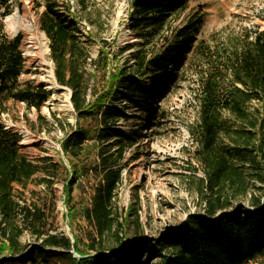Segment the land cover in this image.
Wrapping results in <instances>:
<instances>
[{"label": "trees", "instance_id": "16d2710c", "mask_svg": "<svg viewBox=\"0 0 264 264\" xmlns=\"http://www.w3.org/2000/svg\"><path fill=\"white\" fill-rule=\"evenodd\" d=\"M69 1L43 0L39 24L48 39L57 84L71 91L78 119L91 117L96 122L94 128L77 125L61 142L71 173L98 175L83 212L95 229L97 241L86 248L94 255L82 252L76 240L71 243L63 234H44L35 223L41 217L38 207L14 200L13 184L25 186L38 167L19 152L20 135L5 130L0 121V264H145L143 256L158 258L155 264H246L264 256L261 196L250 194L248 205L232 203L246 196L250 181L258 183L256 190L264 195V32L252 39L244 34L232 42L225 51L223 70L215 77L222 84L210 82L200 106L192 140L203 172L198 179L204 191L203 213L188 214L182 225L165 230L160 239L135 240L120 248L126 234L116 232L120 223L112 206L122 180L120 161L137 141L134 134L119 129L118 122L127 118L126 110L131 108L151 114L174 83L185 50L198 41L204 14H191L172 26L171 20L185 11L189 0H131L129 29L139 43L122 48L130 50L126 60L90 102L86 66L92 64L97 70L101 64L104 71L107 52L99 49L96 59L90 60L89 38L76 27L79 20ZM76 1L80 10L86 9L83 0ZM11 3L0 0V115L7 101L39 112L50 97L41 86L18 83L25 71L22 34L9 38L2 24ZM90 148L96 149L92 161L87 159ZM74 181L66 184V201ZM42 182L52 183L40 178ZM133 223L140 228L138 216ZM25 231L40 244L22 247L19 239ZM111 235L116 245L107 247L105 239ZM71 249L83 257H73Z\"/></svg>", "mask_w": 264, "mask_h": 264}, {"label": "rangeland", "instance_id": "374dc122", "mask_svg": "<svg viewBox=\"0 0 264 264\" xmlns=\"http://www.w3.org/2000/svg\"><path fill=\"white\" fill-rule=\"evenodd\" d=\"M11 2L2 24L9 38L22 34L25 71L18 83H32L50 93L39 112L26 108L24 103L7 101L6 110L0 115L4 129L20 135L19 152L38 167L25 186L13 184V198L20 205L38 207L41 217L35 223L44 234H63L71 243L76 240L82 252L93 256L94 251L86 248L93 240L97 241L96 233L83 212L90 204L98 175L91 171L79 176L71 173L61 142L77 125L94 128L96 122L91 117L77 118L68 88L48 89L52 83L51 74L54 77V63L48 39L39 24L43 0ZM83 3L86 9L82 11L76 0L69 1L71 11L79 20L76 27L89 38L90 60L96 59L99 49L107 52L104 71L101 64L97 70L92 64L86 66L87 99L92 102L107 86L110 74L117 72L126 60L130 50L122 51V48L139 43V40L129 29L133 12L131 0H83ZM198 12L204 14L197 35V40L201 41L198 45L195 41L185 50L174 83L155 103L151 114L131 108L126 110L127 118L117 125L128 134H134L137 141L125 150L120 161L122 180L112 206L116 222L123 226L116 228V232L123 235L125 231L126 234L120 248L135 240L160 239L165 230L182 225L188 214L203 213L204 191L198 180L203 172L192 140L200 106L209 83L216 80L218 85L222 84L223 80L215 77L223 70L225 51L231 48L232 42L244 34L252 39L264 32V0H189L185 11L171 20V24L179 25ZM110 100L108 98L107 102L111 103ZM95 153L96 149L90 148L87 159L92 161ZM40 178L52 183H39ZM74 178L70 198L66 201L64 189ZM256 186L258 183L250 181L246 196L232 202L233 205L238 202L248 205L250 194L264 199ZM136 216L139 229L133 223ZM136 234L141 238H136ZM19 241L22 247L28 248L40 244V240L28 231ZM115 245V236L105 239V246ZM70 252L78 258L74 249ZM143 260L145 264H155L158 258L143 256ZM254 260L264 264V256Z\"/></svg>", "mask_w": 264, "mask_h": 264}, {"label": "bare ground", "instance_id": "6f19581e", "mask_svg": "<svg viewBox=\"0 0 264 264\" xmlns=\"http://www.w3.org/2000/svg\"><path fill=\"white\" fill-rule=\"evenodd\" d=\"M51 79H52V83L48 86V89L51 91H58L60 89H64L63 87L59 86L58 84H56L53 74H51Z\"/></svg>", "mask_w": 264, "mask_h": 264}, {"label": "built area", "instance_id": "2783aa9c", "mask_svg": "<svg viewBox=\"0 0 264 264\" xmlns=\"http://www.w3.org/2000/svg\"><path fill=\"white\" fill-rule=\"evenodd\" d=\"M246 264H259V262L255 261L254 259H249L246 261Z\"/></svg>", "mask_w": 264, "mask_h": 264}, {"label": "water", "instance_id": "95a60500", "mask_svg": "<svg viewBox=\"0 0 264 264\" xmlns=\"http://www.w3.org/2000/svg\"><path fill=\"white\" fill-rule=\"evenodd\" d=\"M55 82H56V80H55ZM56 84H57V82H56ZM61 87H63V88H65L64 86H61ZM70 96H71V91L69 90V100H70ZM262 202H264V199H262L261 200ZM102 253H105V252H102ZM83 256H79L78 255V258H82ZM85 257V256H84Z\"/></svg>", "mask_w": 264, "mask_h": 264}]
</instances>
